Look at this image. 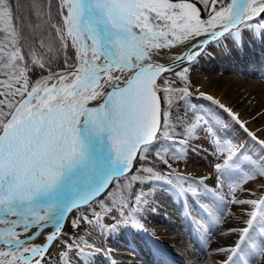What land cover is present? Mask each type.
I'll return each mask as SVG.
<instances>
[{
  "label": "snow or ice",
  "instance_id": "snow-or-ice-1",
  "mask_svg": "<svg viewBox=\"0 0 264 264\" xmlns=\"http://www.w3.org/2000/svg\"><path fill=\"white\" fill-rule=\"evenodd\" d=\"M253 27L264 38V0H0V264H42L73 209L99 202L115 224L104 225L96 212L93 221L81 219L113 233L141 227L137 217L157 190L220 201L225 181L255 178L248 146L230 138L213 113L190 104L187 87H175L168 75L187 84L188 69L177 65L207 54L213 43L239 46ZM189 38L197 42L172 64L154 59ZM206 99L264 156V139L239 114ZM199 130L212 136L214 158L223 157L214 165L215 188L204 183L207 176L175 173L170 163ZM230 203L252 210L243 227L229 230L238 239L216 252L226 256L221 264H255L264 257V198L233 195ZM47 227L53 231L46 242L35 244ZM62 243L81 264L102 254L94 245L85 252L78 241Z\"/></svg>",
  "mask_w": 264,
  "mask_h": 264
},
{
  "label": "rangeland",
  "instance_id": "rangeland-1",
  "mask_svg": "<svg viewBox=\"0 0 264 264\" xmlns=\"http://www.w3.org/2000/svg\"><path fill=\"white\" fill-rule=\"evenodd\" d=\"M252 23L255 26L257 24V21L253 20ZM258 30L260 31L261 29L259 27L245 29L244 39L242 41V44L239 45V47L243 49L244 47L243 44L245 43H249L253 45L254 43L252 42L251 38H253L255 32ZM231 42L233 41L224 40L222 44H219L220 48L218 44L213 43L212 45H210L212 49L207 50L209 51L208 52L209 54L195 57L193 61L190 63L187 62L185 64L176 66L177 71L180 68L188 69L186 74L187 84L182 82L179 77H177L178 78L177 80H171V81L175 82L174 86L177 88L187 87L188 91L192 96H195L197 100H200L199 102L207 106L206 112L213 113L214 118L219 119L222 123L227 125L228 134L230 138L234 140H238L241 142V144H246L248 146L247 151L248 153H250V155L247 158L250 160L251 165L255 168L256 175L255 178L247 182H242L238 185L230 186L229 183L225 181L223 190L220 191L222 194L219 195H221L226 200L224 199L221 201H214L213 198L211 197L193 198V197L181 195L182 200L178 202L180 208L175 207L174 211H171L170 213L167 212V209L160 208L158 205H156V207L158 208H155L152 205V207L147 209L148 212H146L147 213L146 221L149 223L148 227L151 226L152 228V225L154 224L153 222H150V219H148V216H150V214L160 213L159 215H161L162 213L164 218H166L165 219L166 221H163L162 223H155V225L158 224L161 226L157 228V230L154 233H150L148 235V238L157 246H161V247L164 246L168 250H170L172 254L171 256H174L172 257V259L174 261L175 260L178 261V264H194L193 260L195 257L198 256L209 257L211 256L210 252L214 253V254L212 253L213 259L208 261L206 264H221V262L224 259H226V256L224 254L217 253L216 252L217 248L212 249L211 246V241H213L216 235L214 234L211 235L209 237L210 241H207V243L205 244L203 243L197 244L193 241V239H191V234L189 233L187 226H191L192 230H195L196 233L200 232L201 234L208 229V226L215 225L217 228L219 229L221 228L220 230L223 232V238L219 243H217L213 247H218V246L227 247L233 244L238 239V236L234 233H230L229 230L239 229L243 227L244 221L248 219L246 213L252 210L250 206H240L237 204L230 203V198H232L233 195L235 199H239V197H241L240 199L264 198V176L259 175V170L262 167H264V156H261L260 149L250 140V138L243 131V129L238 124H236L235 121H233L231 117L228 116L227 113L219 109L218 106L213 101H209L206 99L207 96H210L209 92L211 90H214V87L213 86L206 87L200 85L195 77V75L198 72L205 71V69H203L202 66L204 68H209L210 66L216 67L220 65V61L217 60L222 59V57L219 55H215L214 52L216 50L215 48L218 47L219 52L224 54L225 55L224 57H228L227 56L228 52L226 51L225 46L229 45L230 48H233L231 47L230 44ZM255 53L256 52H254L253 54ZM249 59L252 58L250 57ZM246 97H248L250 101L253 103V107L249 110V112H252L253 110L255 111V114L253 115L254 117L253 116L251 117V119L245 117H241V118L239 117V119L241 122L244 123V125L248 128L250 132L255 133L259 139H264V109H263L264 90H262L259 87L250 88L249 90H247ZM259 101L262 103L258 104ZM219 131L221 132V135L225 134L222 129H220ZM196 135L199 138L194 139V141H189V148L185 152L184 160L182 162L176 163L175 166H172V170L173 168H175V170H173L175 173L186 174L194 179H199L201 177L207 176L208 179L205 180L204 183L212 188H215L217 183L216 180L217 173L215 171L214 165L216 163H222L223 157L217 159L214 158V156L212 155L215 149L212 147L213 138L210 134H208L204 130H199ZM153 162L156 163V167L158 168L159 162L155 160ZM253 187H255L258 190V193H249L246 191L248 189H252ZM200 191H203V189L201 188ZM161 196H165L164 192L162 190H157L152 203H154L155 201L159 202L158 200L159 198H161ZM171 199L174 200L177 199L178 201V198H176V196L175 198H171ZM201 204L203 205V208L198 206ZM204 209H207V212ZM93 212L99 213L104 225L111 226L116 223L115 220L109 219L107 216H105V214L101 210H97L93 206V203H91L90 209L89 207H80L78 209H73L66 215V218L62 226V231L60 233V239L52 242L51 247L48 249L46 253L48 254L50 253V251L55 252L58 249L59 245L66 246L64 243H62V240H67L69 244L70 243L73 244V240H75L80 243L81 247L85 245H90L88 243L93 242L97 244V247L100 248L102 251H104L105 254H107V249L105 247L108 248L113 247L115 250H117V252L115 251L112 253V255L115 258L114 259L115 264H135L136 262H138L140 260V257L136 254L135 249H133L130 245V244L133 245L134 243L138 244L137 241L131 238L133 231L135 230L134 227L118 228L120 230V233L116 234L115 237L116 239H118V241L115 240V242H110L111 245L101 243L100 241L98 242L96 240H92V237H90L89 234L82 231L87 223L83 219H81V217H87V219L90 221V218L94 217ZM178 212H182L183 214L188 215V217L190 216V218H192L193 220L192 224L187 223L186 225H184L182 222L178 220V218L176 219V216L179 215ZM111 215L118 216V213L113 212L111 213ZM73 222H76L78 224V227H73ZM169 222H171L170 224L172 228H169V230H167L168 229L167 223ZM52 231H53L52 227L45 228L41 233L45 239H43L40 242L39 241L36 242L37 240H35L34 243L35 244L45 243L47 235H49ZM27 235H31V231L27 233ZM123 235H125L128 239L124 238ZM124 239H126L127 242L130 244L127 243L128 245H121V242H123ZM118 251L124 253H118ZM141 252L144 255H146L145 252H143V250H141ZM46 253L44 254V256L46 255ZM98 257L99 259H101L100 256ZM55 259L57 260L58 263L56 262L54 264H66L64 261L69 259V254L67 255H64V253L60 254L58 258L56 257ZM109 259L111 260L110 257ZM115 260H117L118 263H116ZM101 262L103 264H107V262H104L103 259ZM42 263H49V262L44 261ZM77 263L81 264V260L78 259ZM110 264L112 263L110 262ZM255 264H264V257H261L258 261H255Z\"/></svg>",
  "mask_w": 264,
  "mask_h": 264
},
{
  "label": "bare ground",
  "instance_id": "bare-ground-1",
  "mask_svg": "<svg viewBox=\"0 0 264 264\" xmlns=\"http://www.w3.org/2000/svg\"><path fill=\"white\" fill-rule=\"evenodd\" d=\"M259 33H260L259 30L256 31L253 38H251L254 44L252 45L249 43H245L243 44L244 45L243 49L235 45V43L233 42L230 43L231 47L233 48H230L229 45L228 46L226 45L225 48H226V51L228 52V55H227L228 57H224L225 55L219 52V48H220V45H219V48L217 47L218 49L215 48L216 50L215 51L213 50V51L215 52V55H219L222 57V59L217 60V61H220V65L216 67L212 66L213 68L211 66L209 68H204L202 66V68L205 69V71L198 72L195 75L196 80L199 82L200 85L206 86V87L208 86L214 87V90H211L209 92L210 96H212L213 99L219 100L226 107L231 108L234 113L239 114L240 118L245 117V118L251 119V117L255 114V111L253 110L252 112H249V110L253 107V103L250 101L248 97H246L247 90H249L250 88H254V87H259L262 90H264V77H261L259 75H253L249 71L250 67H255L254 70L260 73L264 72V38H261ZM203 38L204 37H199L197 39L200 40ZM196 42L197 41H194L191 38H189L183 44L177 43V45L171 49L160 50L159 55L154 57V59H156L159 63H163L165 65L172 64L173 57L179 56L183 53H187L191 49L192 44ZM209 49L211 50L212 47L208 48V50ZM208 52L209 51H207V54H209ZM254 52L256 53L253 54ZM260 55H261V58H259ZM250 57L252 59H249ZM93 103H97V102L94 101ZM260 103L262 102L259 101L258 104ZM246 191L249 193H258V190L255 187H253L252 189H248ZM219 194H222V193L220 192ZM240 198L241 197H239V199ZM177 208H180V206H177ZM96 218L97 217H91L90 221H93ZM160 226L161 225H158V224L152 225L151 231L155 232L157 228H159ZM167 227H168L167 230H169V228H172L170 222L167 223ZM187 228H188L189 233L191 234V239H193V241L197 244L199 243L205 244L207 243V241H210L209 237L211 235L213 234L216 235L213 241H211L212 249L218 248L219 246L218 247H213V246L219 243L223 238V232L220 230L221 228L219 229L215 225L208 226V229L205 232L203 231L204 233L202 234L200 232L196 233L195 230L191 229V226H187ZM82 231L89 234L90 237H92V240H96L98 242L100 241L101 243H105L108 245H111L110 242H115V240L118 241V239H116L115 237H116V234L120 233L119 229H117L113 233H109L107 230L101 231V229L98 226L90 225L88 223L85 225V228ZM123 237L126 238L125 235H123ZM138 237L139 236L137 235V238ZM131 238L136 241V238L133 237V234ZM43 239L45 238L42 236V234H40L39 237H37L36 242L38 241L40 242ZM127 243H128L127 240L124 239L123 242H121V245L130 244V243L128 244ZM90 245H94L95 248H98L97 244L93 242ZM130 245L133 249H135L136 254L140 257V260L136 262L135 264H176V263L178 264V261L176 260L174 261L172 259V257L174 256H171L172 254L170 250H168L164 246L163 247L157 246L147 237V235L143 237L140 240V242H138V244L134 243L133 245L132 244ZM73 247H75V244H73ZM105 248L107 249V255L111 258V263L115 264L114 262L115 258L112 255V253L115 251L117 252V250H115L113 247L111 248L105 247ZM141 250H143V252H145L146 255H144L141 252ZM84 251L92 252L90 250H84ZM66 252L69 254V259L65 260L64 262L66 264H78L77 263L78 258H77L76 253L69 252L68 248L64 245H59L58 249L55 252L50 251V253L48 254L46 253V255L42 259V262L45 261L49 263H42V264H50V263L54 264L57 262L55 258L56 257L58 258L60 254H63ZM118 253H124V252L118 251ZM212 253L213 252H210L211 256L209 257H203V256L195 257L193 260V263L194 264H206L208 261L213 259L214 253L213 254ZM98 256L100 255L96 254V260L94 264H103L101 262L102 257L101 259H99ZM103 261L105 262L106 260L103 259ZM115 261L116 263H118L117 260Z\"/></svg>",
  "mask_w": 264,
  "mask_h": 264
},
{
  "label": "trees",
  "instance_id": "trees-1",
  "mask_svg": "<svg viewBox=\"0 0 264 264\" xmlns=\"http://www.w3.org/2000/svg\"><path fill=\"white\" fill-rule=\"evenodd\" d=\"M189 2H196V0H189ZM197 6L198 7H201V5L200 4H197ZM169 75V79L170 80H177L178 78L177 77H175V76H171L170 74H168ZM189 103L190 104H195V105H197L200 109H202V110H206V108H207V106L206 105H204L203 103H201V102H199V101H193L192 100V98H191V96H190V99H189ZM189 140H193V139H189ZM185 156V152H184V154H183V157ZM183 157L182 158H180V159H177V160H175V161H170V163L172 164V166H175V164L176 163H178V162H180L182 159H183ZM161 164H158V168L159 169H161V170H163V171H167V169H165L164 168V166L163 165H161ZM117 195H119V193H117ZM108 201H109V197H104L103 198V200H102V202L105 204V205H107L108 204ZM93 206L97 209V210H101V207H100V203L99 202H97V203H93ZM102 211V210H101Z\"/></svg>",
  "mask_w": 264,
  "mask_h": 264
},
{
  "label": "water",
  "instance_id": "water-1",
  "mask_svg": "<svg viewBox=\"0 0 264 264\" xmlns=\"http://www.w3.org/2000/svg\"><path fill=\"white\" fill-rule=\"evenodd\" d=\"M184 63V62H183Z\"/></svg>",
  "mask_w": 264,
  "mask_h": 264
}]
</instances>
